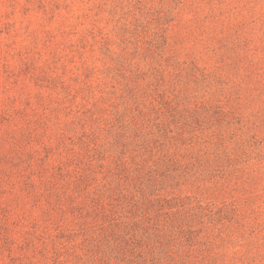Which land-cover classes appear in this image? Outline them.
<instances>
[{"label":"rangeland","instance_id":"rangeland-1","mask_svg":"<svg viewBox=\"0 0 264 264\" xmlns=\"http://www.w3.org/2000/svg\"><path fill=\"white\" fill-rule=\"evenodd\" d=\"M0 264H264V0H0Z\"/></svg>","mask_w":264,"mask_h":264}]
</instances>
